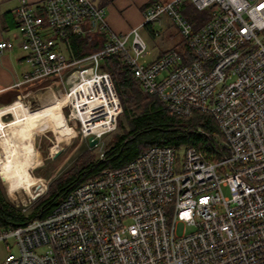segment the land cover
<instances>
[{
    "label": "built area",
    "instance_id": "2783aa9c",
    "mask_svg": "<svg viewBox=\"0 0 264 264\" xmlns=\"http://www.w3.org/2000/svg\"><path fill=\"white\" fill-rule=\"evenodd\" d=\"M185 1L145 8L142 25L166 15L190 50L172 47L150 61L139 26L113 31L93 0H43L37 7L20 1L16 17L30 67L25 80L63 82L68 69L83 64L78 84L91 79V85L79 94L87 101L81 105L110 107L107 132L122 105L99 61L119 53L141 87L171 113L212 115L228 147L213 160L194 145L180 156L172 146L153 144L123 166L103 169L47 215L1 230L0 240L17 248L6 243L3 264H264V0H191L195 9L211 12L197 29L182 10ZM95 29L106 35L101 48L80 58L63 50L69 32ZM12 45L0 42V48ZM78 84L65 99L74 117L71 95ZM28 95L15 99L28 104ZM177 221L190 231L176 234Z\"/></svg>",
    "mask_w": 264,
    "mask_h": 264
},
{
    "label": "trees",
    "instance_id": "16d2710c",
    "mask_svg": "<svg viewBox=\"0 0 264 264\" xmlns=\"http://www.w3.org/2000/svg\"><path fill=\"white\" fill-rule=\"evenodd\" d=\"M183 12L193 29L211 16L208 9ZM105 40V33L98 29L84 34L69 32L64 37L66 52L71 58L94 52L103 46ZM180 50L186 54L190 52L183 37ZM99 68L111 74L122 105L116 120L117 130L102 145L103 156L99 150L94 153L93 146L83 149L72 165L49 183L47 192L26 207L9 200L0 176V231L47 215L75 186L96 178L105 168L123 166L153 144L169 145L178 151L194 145L213 160L227 153V148L216 139L217 135L224 137L212 115L199 110L186 116L171 113L164 100L141 87L119 53L103 56ZM40 79L44 82L53 78Z\"/></svg>",
    "mask_w": 264,
    "mask_h": 264
},
{
    "label": "rangeland",
    "instance_id": "374dc122",
    "mask_svg": "<svg viewBox=\"0 0 264 264\" xmlns=\"http://www.w3.org/2000/svg\"><path fill=\"white\" fill-rule=\"evenodd\" d=\"M153 29L155 35H151L146 29L140 30L144 38L148 39V52L145 54L146 61L152 60L161 49L166 47H175L176 49L182 47V35L178 28L171 23L170 19L166 18L162 24L154 21ZM62 47L66 52L65 46L63 45ZM83 66V64H80V66L76 65L68 69L63 75V82H60V80L54 81L53 79L41 82V86L43 87L39 88L38 91L31 92L27 96L29 101L28 106L31 109H35L52 103L55 98L64 97V99H67V93L70 91V88L81 81L82 77L79 75ZM74 69H78L76 70L77 74L69 75ZM67 102L65 101L61 108L64 113V116H62L66 122L64 126L51 125L50 121L44 119L45 124L43 126L34 127L31 146L28 149V154L30 155L29 161H25L22 165L15 161L9 164L1 161L0 176L2 185L6 196L14 204L26 207L34 202L47 192L49 183L53 179L60 176L72 165L74 159L83 149L93 146L92 151L94 153L98 150L100 152L104 141L108 140L113 131L117 130L115 127L113 130L103 133L99 136L97 144L90 145L88 142L90 133L84 134L81 122L77 117L71 115V106ZM83 102L86 103L87 101L84 100ZM22 106H24V110L25 108L28 109L23 101H16L13 108L23 109ZM3 120L6 122L12 120V114L7 113ZM13 121V126L16 130L24 131L25 125L19 126V124L23 123L27 124V128L34 126L30 111L24 117L22 115L19 116L17 112V116ZM58 148H62L61 152L56 157H52L54 151ZM183 150L184 147L178 151L180 156H182ZM43 190L44 192L37 196ZM224 192L226 195H229L228 188H225ZM184 231H190V228L184 222L177 221L175 226L176 234H181ZM6 243L11 244L12 251L17 250L13 240H0V264H3L8 253Z\"/></svg>",
    "mask_w": 264,
    "mask_h": 264
},
{
    "label": "crops",
    "instance_id": "0c3cea01",
    "mask_svg": "<svg viewBox=\"0 0 264 264\" xmlns=\"http://www.w3.org/2000/svg\"><path fill=\"white\" fill-rule=\"evenodd\" d=\"M20 1L0 0V42L3 40L13 42L11 47L0 48V103L4 104L0 106V116L7 111L12 114V120L8 122L0 117V163L2 161L9 164L15 161L22 165L25 161H29L28 149L31 146L35 126V128L43 126L45 124L44 119L50 121L51 125L57 126H64L66 122L61 109L65 103L64 97L55 98L52 103L35 109H31L26 102L24 103L29 110L27 108L24 110V106H22L23 109L13 108L16 101H22L21 99H15L19 94H30L43 87L41 86L42 81L40 78L25 80V74L30 71V67L26 61V52L21 47L22 35L18 29L16 17V7ZM27 1L36 7L41 6L43 2V0ZM166 1L169 0H93L95 4L104 8L107 21L113 31L123 33L128 32L135 26H139L140 30L146 29L151 35H155L153 22L158 21V24H162L163 20L168 17L161 15L152 22L142 25L144 10L152 4ZM182 9L188 12L195 10L191 0H186ZM169 48L172 47L161 49L155 57ZM76 74L77 72L73 73V75ZM80 88L76 85L71 95L74 105L78 108V110L74 109L75 116L82 120L84 133L101 135L112 124L113 113L110 112V107L107 105L104 107V112L96 111L95 106L90 104L81 105L84 102L80 98V95L83 94ZM82 107L86 110L83 111ZM29 111L32 115L34 126L27 128V124L23 123L19 124V126L25 125L24 131L16 130L13 126V119L17 116V112L19 116L22 115L24 117Z\"/></svg>",
    "mask_w": 264,
    "mask_h": 264
},
{
    "label": "water",
    "instance_id": "95a60500",
    "mask_svg": "<svg viewBox=\"0 0 264 264\" xmlns=\"http://www.w3.org/2000/svg\"><path fill=\"white\" fill-rule=\"evenodd\" d=\"M216 139H217L218 142H220L225 148L228 147L227 142H226L224 139H222L219 135L216 136ZM98 140H99L98 137L95 136L94 134H90V135L88 136V142H89L90 145L97 144ZM61 150H62V148H58V149H56V150L54 151L52 157H56V156L61 152Z\"/></svg>",
    "mask_w": 264,
    "mask_h": 264
},
{
    "label": "bare ground",
    "instance_id": "6f19581e",
    "mask_svg": "<svg viewBox=\"0 0 264 264\" xmlns=\"http://www.w3.org/2000/svg\"><path fill=\"white\" fill-rule=\"evenodd\" d=\"M80 82V81H79ZM90 85H91V79L85 80L81 84H78L79 87H81V91L85 90L84 92L86 93V89L89 91L90 90ZM83 93V92H81ZM79 96V95H78Z\"/></svg>",
    "mask_w": 264,
    "mask_h": 264
}]
</instances>
